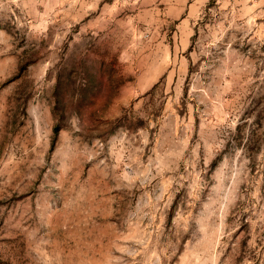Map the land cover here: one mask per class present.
Listing matches in <instances>:
<instances>
[{
	"label": "rangeland",
	"instance_id": "1",
	"mask_svg": "<svg viewBox=\"0 0 264 264\" xmlns=\"http://www.w3.org/2000/svg\"><path fill=\"white\" fill-rule=\"evenodd\" d=\"M177 1L0 0V264H264V0Z\"/></svg>",
	"mask_w": 264,
	"mask_h": 264
},
{
	"label": "trees",
	"instance_id": "2",
	"mask_svg": "<svg viewBox=\"0 0 264 264\" xmlns=\"http://www.w3.org/2000/svg\"><path fill=\"white\" fill-rule=\"evenodd\" d=\"M22 67V64H19L18 65V68L20 69ZM58 81H59V77L57 76L55 78V87L54 89L58 86ZM53 94V97L56 95V92L55 90L52 92ZM83 97V96H82ZM57 97L54 98L52 104H51V112H52V115H53V124L51 126V130H52V138H54L56 136V133L58 131V129L60 128V125H61V121H62V117H63V110L62 108L60 107V104H58L57 102ZM52 144V140L50 142V146ZM215 160H213L211 162V165L214 164Z\"/></svg>",
	"mask_w": 264,
	"mask_h": 264
},
{
	"label": "crops",
	"instance_id": "3",
	"mask_svg": "<svg viewBox=\"0 0 264 264\" xmlns=\"http://www.w3.org/2000/svg\"><path fill=\"white\" fill-rule=\"evenodd\" d=\"M179 1V2H178ZM176 3H180L181 4V7L179 5V10H181L182 13H184V10L187 11H194L195 8L197 7L200 8L201 6H203L205 3H207L209 0H178ZM190 1L192 3H190ZM210 1H213V0H210ZM214 1H218V0H214ZM170 3V2H169ZM174 3V2H172ZM187 3V4H186ZM184 19V18H183Z\"/></svg>",
	"mask_w": 264,
	"mask_h": 264
}]
</instances>
